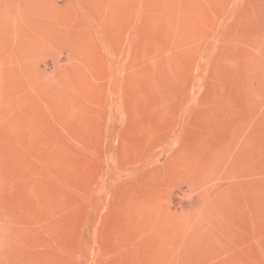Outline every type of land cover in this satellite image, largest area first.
<instances>
[{
	"label": "rangeland",
	"instance_id": "obj_1",
	"mask_svg": "<svg viewBox=\"0 0 264 264\" xmlns=\"http://www.w3.org/2000/svg\"><path fill=\"white\" fill-rule=\"evenodd\" d=\"M0 264H264V0H0Z\"/></svg>",
	"mask_w": 264,
	"mask_h": 264
}]
</instances>
